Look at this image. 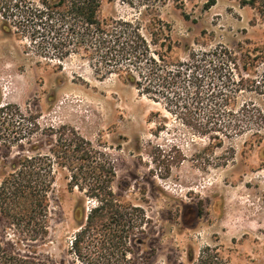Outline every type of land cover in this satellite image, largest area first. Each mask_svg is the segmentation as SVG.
<instances>
[{"label": "rangeland", "instance_id": "rangeland-1", "mask_svg": "<svg viewBox=\"0 0 264 264\" xmlns=\"http://www.w3.org/2000/svg\"><path fill=\"white\" fill-rule=\"evenodd\" d=\"M205 3L168 0L146 7L103 0L99 16L138 24L163 57L160 70L186 63L191 52L208 53L221 70L200 83L202 110L247 116L239 132L227 129L228 136L196 133L162 100L130 83L123 69L100 73L82 51L50 59L48 46L5 29L0 20V105L29 112L41 128L68 125L108 154L115 198L142 208L147 219L142 233L130 238L138 264H191L205 247L217 248L229 264H264V21L236 0ZM186 83L184 75L178 86L189 89ZM222 115L221 124L227 123ZM17 153L11 149V157ZM93 202L70 191L56 173L49 234L37 244L38 256L49 264H80L69 253L78 226L74 213Z\"/></svg>", "mask_w": 264, "mask_h": 264}, {"label": "trees", "instance_id": "trees-1", "mask_svg": "<svg viewBox=\"0 0 264 264\" xmlns=\"http://www.w3.org/2000/svg\"><path fill=\"white\" fill-rule=\"evenodd\" d=\"M102 1L0 0V20L5 29L30 34L31 41L38 39L37 46H48L50 59L61 61L73 51H82L100 73L123 69L130 83L162 100L167 109L176 111L182 124L194 127L200 135L221 132L228 136L232 129L240 131L247 116L200 106L204 98L201 81L221 70L208 53L191 52L186 63L160 70L157 64L164 62L163 57L152 51L138 24L100 18ZM136 1L150 7L152 2L168 0ZM236 1L254 9L264 21V0ZM215 2L206 0L205 8ZM133 73L141 79L135 82ZM184 75L189 89L178 86ZM214 91L209 88L206 95L212 98ZM222 114L227 123L221 124ZM0 146L4 150L0 223L9 232L0 236V264H49L47 258L38 256L37 244H45L48 238L49 193L58 172L70 191L77 189L94 201L87 211L79 207L74 213L78 226L69 246L73 259L80 264H138L132 257L130 238L142 233L147 219L142 208L115 198L111 189L114 168L99 146L68 125L41 128L37 117L11 104L0 105ZM12 148L18 153L11 157ZM191 264L229 262L217 248L205 247Z\"/></svg>", "mask_w": 264, "mask_h": 264}]
</instances>
